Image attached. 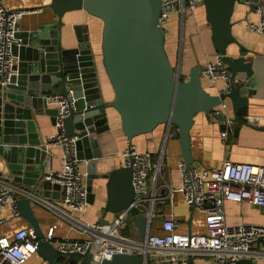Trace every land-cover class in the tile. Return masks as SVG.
<instances>
[{
    "label": "water",
    "instance_id": "water-1",
    "mask_svg": "<svg viewBox=\"0 0 264 264\" xmlns=\"http://www.w3.org/2000/svg\"><path fill=\"white\" fill-rule=\"evenodd\" d=\"M236 4L246 5L249 13L264 3L263 0H203L214 50L222 55L233 78L243 73L250 79L253 62L244 59L247 51L232 33L231 16ZM50 7L57 21L18 29L15 35L20 38V44L12 47L18 58L13 66L15 73L6 83H2L0 74V176H12L17 186L29 192L16 197L18 210L35 231L38 255L49 263L156 264L151 260L145 262L137 252L123 251L104 258L91 247L84 253L63 254L45 238L33 210V196L48 197L55 192L59 196L61 191L59 185L45 178L49 153L37 137L32 110L49 115L55 124L57 107L47 104V98L72 92L73 101L68 103L63 125L66 136H77V157L87 160L90 203L95 197L93 179H106V200L97 226H109L108 212L129 207L132 235L144 239L151 221L161 220L162 216L148 217L133 204L132 165H121L108 173L96 172L95 158L102 156L99 136L109 129L106 108L111 106L118 112L122 131L129 141L139 134L152 132L160 124L175 126L183 160L190 167L194 161L190 139L194 116L200 111L209 114L227 97L238 120V110L248 104L244 94L249 88L248 81L237 78L227 92L211 93L201 80L202 65H193L188 79H181L165 49V30L158 21L161 0H51ZM80 8L103 22L102 65L114 91L109 102L101 97L94 53L83 26L73 27L77 41L74 47L60 46L62 15ZM232 44L237 45L238 54L228 51ZM215 117L224 119L220 113ZM186 262L193 264V257L188 255ZM236 264H251V260L240 259Z\"/></svg>",
    "mask_w": 264,
    "mask_h": 264
},
{
    "label": "built area",
    "instance_id": "built-area-1",
    "mask_svg": "<svg viewBox=\"0 0 264 264\" xmlns=\"http://www.w3.org/2000/svg\"><path fill=\"white\" fill-rule=\"evenodd\" d=\"M162 7L158 16L160 25H164L169 16L175 12L182 16L187 11H193L203 0H161ZM264 3V0H263ZM28 9L12 8L0 0V74L2 83L9 82L15 73L13 66L18 58L12 52L13 44H20L16 37L18 22ZM258 19L248 26L259 32L264 38V4L256 9ZM203 76L212 84L222 80L224 87L218 91L227 92L231 84L238 79L232 77L222 55L216 52L207 62ZM73 101L72 92L66 96L59 93L47 98V104L57 107L55 116L56 132L50 137L51 145L62 148V165L59 169H50L45 178L60 187L58 202L42 200L33 196L51 209L59 217L67 221L69 228L89 233L82 240L60 239L54 240L56 223L44 232L45 238L50 240L60 253H84L88 247L104 258H111L115 253L137 252L143 256L145 262L152 261V252L160 254L158 264H186L188 255L210 257L214 264H236L240 259H250L251 264H264V224L238 223L229 224L224 213L226 200L249 202L264 208V165L249 162H233L224 160L219 166L187 167L184 160L178 161L180 183L172 187L163 179V152L154 158L150 151L140 150L134 143H129L123 151V165H132L133 186L135 198L133 204L148 217L154 213L155 202L158 199V189L167 188L168 196L175 191L182 194L186 204L194 206L204 214L205 231L180 232L177 222L172 216L162 219L163 233L148 232L144 239H133L123 235L125 229L132 225L129 207L114 213L109 226L98 228V223H89L84 218L90 204L87 189V171L80 168L87 160L77 157L75 149L76 135L66 136L63 119L68 114V103ZM228 103L223 99L214 106L209 113L215 117L220 113L224 117L225 129L221 136L226 137L230 131L233 117L227 113ZM264 116L246 113V122L257 123ZM19 187L8 182H0V224L8 220L6 211L9 209L13 216H19L16 202L18 193L23 195L28 191H21ZM152 222V221H151ZM133 227V225H132ZM38 238L31 225L19 227L11 234L0 233V264H24L33 254L37 253ZM97 246L98 251L95 250ZM70 264H81L70 263Z\"/></svg>",
    "mask_w": 264,
    "mask_h": 264
},
{
    "label": "crops",
    "instance_id": "crops-1",
    "mask_svg": "<svg viewBox=\"0 0 264 264\" xmlns=\"http://www.w3.org/2000/svg\"><path fill=\"white\" fill-rule=\"evenodd\" d=\"M51 0H5V4L12 8L28 9L19 20V30L34 28L38 23H54L57 16L50 7ZM248 7L244 4H236L232 21V33L238 42L247 51L245 60L252 61L253 75L246 79L243 73L237 74V78H244L248 81L247 92L248 104L245 108L238 110L239 119H235V113L229 98L224 100L228 103L227 113L232 116L233 123L226 137L221 136V130L226 124L223 120L212 117L203 111L194 116V122L190 129L191 151L194 158L192 167L219 166L224 160L233 162H249L264 165V118L257 123H248L243 115L250 113L264 116V38L250 28V22H256L259 15L256 11L247 13ZM62 25L59 33L60 46L62 48L74 47L76 36L74 25L81 24L89 35L92 52L96 62V75L101 97L109 102L114 97L111 82L102 65L101 54V32L103 22L100 18L89 14L84 9H73L66 11L62 17ZM165 30V49L173 66L179 71L182 79H188L190 68L193 65L205 67L216 51L211 43V31L209 23L205 18L203 3L199 4L193 11H187L184 16L180 13H173L163 25ZM228 51L238 54V47L232 44ZM203 86L211 93H217L224 87L222 80L212 84L200 72ZM106 115L109 129L99 136V148L102 153L100 158H95L96 172L108 173L112 169L123 165L121 152L134 143L140 150H148L152 156L163 152V179L172 187H178L180 183L178 161L183 159L179 138L175 135L177 128L167 124L158 125L152 132L134 136L131 141L124 135L118 112L111 106L106 108ZM32 118L36 124L38 139L48 150L44 170L59 169L62 165V148L59 145H51L50 137L56 132L51 117L47 114H37L32 110ZM80 168L87 171L86 163H81ZM12 176H0V182H8L19 187L12 180ZM87 181V180H86ZM105 178H95L92 182L94 201L87 208L84 218L89 223H98L106 200ZM21 191L24 188L19 187ZM158 199L155 202L154 213L161 215L162 219L172 216L177 222V230L180 232H204V214L192 206L186 204L180 192L175 191L172 197L168 196L166 187H159ZM24 196L22 192L18 197ZM40 199L58 202L60 195L55 192L48 197ZM34 213L44 232L48 227L56 223L54 240L71 239L82 240L88 237L89 233L80 232L69 228L67 221L62 219L44 206L42 202H33ZM224 213L229 224L238 223H260L264 224V208L253 205L249 202H238L226 200L224 202ZM8 220L0 224V233L11 234L15 229L30 225L21 215L13 216L11 211H6ZM114 213L108 212L106 218L111 221ZM161 220H153L149 232L154 234L163 233ZM134 232L132 225L128 227V233L124 236L131 237ZM137 237V236H136ZM138 238V237H137ZM95 250L98 251L97 246ZM152 261L158 264L161 257L159 253L152 252ZM193 264H214L210 257L194 255ZM24 264H51L43 259L38 253L33 254ZM187 264V262H186Z\"/></svg>",
    "mask_w": 264,
    "mask_h": 264
},
{
    "label": "rangeland",
    "instance_id": "rangeland-1",
    "mask_svg": "<svg viewBox=\"0 0 264 264\" xmlns=\"http://www.w3.org/2000/svg\"><path fill=\"white\" fill-rule=\"evenodd\" d=\"M130 238H133V239H139V238H137L136 236H131Z\"/></svg>",
    "mask_w": 264,
    "mask_h": 264
},
{
    "label": "trees",
    "instance_id": "trees-1",
    "mask_svg": "<svg viewBox=\"0 0 264 264\" xmlns=\"http://www.w3.org/2000/svg\"><path fill=\"white\" fill-rule=\"evenodd\" d=\"M181 78V77H180ZM182 79V78H181ZM124 232L127 234L128 233V228L124 230Z\"/></svg>",
    "mask_w": 264,
    "mask_h": 264
}]
</instances>
